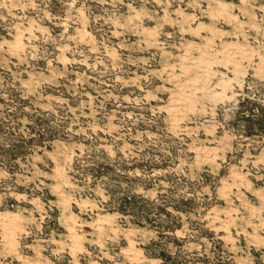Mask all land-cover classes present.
<instances>
[{
	"label": "rangeland",
	"instance_id": "obj_1",
	"mask_svg": "<svg viewBox=\"0 0 264 264\" xmlns=\"http://www.w3.org/2000/svg\"><path fill=\"white\" fill-rule=\"evenodd\" d=\"M0 264H264V0H0Z\"/></svg>",
	"mask_w": 264,
	"mask_h": 264
}]
</instances>
